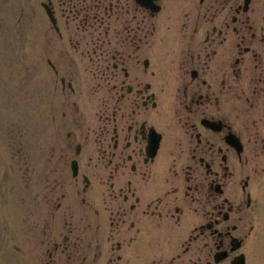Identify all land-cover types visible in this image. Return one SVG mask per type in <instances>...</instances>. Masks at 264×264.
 I'll list each match as a JSON object with an SVG mask.
<instances>
[{
    "label": "flooded vegetation",
    "instance_id": "flooded-vegetation-1",
    "mask_svg": "<svg viewBox=\"0 0 264 264\" xmlns=\"http://www.w3.org/2000/svg\"><path fill=\"white\" fill-rule=\"evenodd\" d=\"M256 1L32 3L40 158L10 179L24 189L8 196V260L251 263L264 113L240 104H264Z\"/></svg>",
    "mask_w": 264,
    "mask_h": 264
},
{
    "label": "rangeland",
    "instance_id": "rangeland-1",
    "mask_svg": "<svg viewBox=\"0 0 264 264\" xmlns=\"http://www.w3.org/2000/svg\"><path fill=\"white\" fill-rule=\"evenodd\" d=\"M36 1L38 0H0V264H13V261L8 260V211H11L13 217L16 216L17 212L14 211H17L18 205L12 201L8 204V196L10 200L15 199L19 203L24 189L16 182L10 185V179L16 178L15 174L19 173L18 178L20 174H24V167L20 161L22 156H27L32 151L35 152L34 158L39 157L38 148L34 145L39 117L36 106L37 85H31L29 88L23 84L25 80L33 84L31 79L36 72V63L32 60L35 59V48L39 44L41 21L35 14L29 17V13L32 12L30 7ZM33 7L37 9V3ZM43 23L44 29H49L48 22L45 20ZM26 47L28 52L30 50V62L35 66L30 69V73H26L28 72L26 66L30 65L24 58ZM243 81L245 86L249 85L248 79ZM27 88L29 95L26 96ZM246 91L249 92V89L246 88ZM256 102L259 106L256 105L251 110L249 104L243 101L240 104L243 113L248 112L244 117L247 121L257 116L260 118L264 113L263 100L261 102L257 98ZM261 162L264 166L262 159ZM253 188L258 193L260 201L257 217L260 223L256 228L258 243L254 245L251 242L249 247L250 264H264V184L259 189ZM8 205L11 207L10 210Z\"/></svg>",
    "mask_w": 264,
    "mask_h": 264
}]
</instances>
